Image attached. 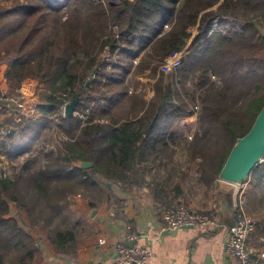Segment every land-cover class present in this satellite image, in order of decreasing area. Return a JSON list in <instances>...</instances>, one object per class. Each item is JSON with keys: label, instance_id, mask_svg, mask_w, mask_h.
Here are the masks:
<instances>
[{"label": "trees", "instance_id": "obj_1", "mask_svg": "<svg viewBox=\"0 0 264 264\" xmlns=\"http://www.w3.org/2000/svg\"><path fill=\"white\" fill-rule=\"evenodd\" d=\"M261 19L264 0H0V55H13L4 78L14 92L25 80H38L48 102L38 108L41 118L24 122L19 141L0 139V152L12 159L31 154L19 174L0 175V264H44L45 245L75 256L92 230L75 220L68 198L96 189L98 176L125 192L147 187L166 208L180 206L179 184L171 187L161 172L177 171L180 154L186 163L198 162L201 181L214 185L264 106ZM184 50L171 78L156 81L154 98L131 92L138 77L156 74ZM195 83L191 93L177 89ZM77 96L79 115H61L60 123L50 118ZM196 112L190 138L174 124ZM5 118L0 112V121ZM54 128L60 147L33 156ZM84 162L93 166L83 168ZM250 176L260 189L264 163ZM256 229L261 235L253 245L264 248V223Z\"/></svg>", "mask_w": 264, "mask_h": 264}, {"label": "crops", "instance_id": "obj_2", "mask_svg": "<svg viewBox=\"0 0 264 264\" xmlns=\"http://www.w3.org/2000/svg\"><path fill=\"white\" fill-rule=\"evenodd\" d=\"M27 82L36 86L33 80ZM109 188L120 206L113 198L108 203L107 197L97 206H94L96 201L77 199V212L80 217L88 218L87 225L92 232L80 240L73 257L58 255L45 245L44 264H115V245L124 240L128 227L140 236L136 245L151 248L149 264H239L227 252L228 230L236 221L237 211L223 198L220 227L207 231L182 228L167 232L163 231L162 220L165 207L155 202L150 189L125 192L113 186Z\"/></svg>", "mask_w": 264, "mask_h": 264}, {"label": "rangeland", "instance_id": "obj_3", "mask_svg": "<svg viewBox=\"0 0 264 264\" xmlns=\"http://www.w3.org/2000/svg\"><path fill=\"white\" fill-rule=\"evenodd\" d=\"M103 4H106L107 2L112 4H119L121 0H100ZM257 26L260 28L261 32L264 35V19H261L260 21H257ZM193 35L195 36L197 33V28L192 29ZM192 40V39H191ZM191 40L189 41V44L191 43ZM188 51L184 50L180 53L175 54H181V61L183 60L184 56ZM174 54V55H175ZM106 56H109V53L105 54ZM174 55H172L170 58H172ZM13 55H7L5 52H3L0 55V80L6 81L3 77L10 61L12 60ZM168 58V59H170ZM167 59V60H168ZM162 63L157 68L156 74L152 72L151 70H148L144 75L141 77H138L137 80L139 81L138 88L134 90L132 87L131 92H136L140 95H143L144 98L147 101H150L152 98L155 97L156 91H155V83L160 78L169 79L170 76L175 73L176 70L173 72H164L162 67L167 62ZM153 74V75H152ZM215 78V77H213ZM212 78V79H213ZM34 81L36 83V86L32 84V82L27 81ZM198 82V81H197ZM8 91L10 93H16L12 90L11 86L8 84ZM175 85V84H174ZM176 87V86H174ZM180 91H183L185 93H191L196 88H198V83L195 84H189V87L183 88L181 85L177 86ZM21 95L24 96L27 100L26 101H38L47 103L46 100L42 99L43 92H45V87L42 83H40L38 80L35 79H27L23 82L22 87L20 88ZM182 95H185L181 93ZM71 103V101H66L64 104V107L62 108L61 113H59V116H52L50 117L52 120H54L56 123L61 122V115L65 117V107ZM1 112V111H0ZM6 116L5 119L0 121V127H4V129H7L6 126L11 124L14 121L15 115L13 114H3ZM75 116L79 115L78 112L75 111ZM43 116L42 114L36 115L32 120H38ZM179 123V124H178ZM178 124V127L180 131L184 132L186 136H190L192 138L194 134L197 131L198 128V113L196 112L193 116H190L187 113H184L182 117H178L175 124ZM13 127L15 128L13 139L16 141L20 140V134L23 128L25 127V123L21 122L20 124H14ZM59 130H56L54 128L50 133L46 136V138H43V141H41V144H38L35 146L34 150L31 151L33 156H38L37 153L42 152V157L44 158L46 153L52 154V152H56L57 149L61 145V140L63 139ZM6 139V136L0 134V139ZM31 155L30 153L28 155L22 156L19 159H12L9 155L5 154V152H0V175L4 178L6 177H12L16 174H19L24 167V161ZM186 161L189 160H182L181 155L176 156L175 166L177 171H173L172 174L166 172L164 169L161 170L163 175H169L170 179L169 184L172 183L171 187H174L179 184L180 190L182 191L181 195L177 198V202H180L181 205H184L188 208H190L192 211L196 213H210L214 208L221 209V203L222 200H225L226 202L233 205V198L237 191L239 193H243V196L245 197L247 201V209L246 212L248 214V217L253 222L254 225V232L252 234L251 244L254 248V251L257 253H264V248L261 247L260 249H257L254 247L253 242L256 237L260 236L261 234L257 232L256 227L258 224L262 226L264 223V181L263 185L260 187V189L255 188V177L250 176L247 181L242 182L240 184H230L221 181L219 178L217 182L214 183V185L210 186L207 183L201 181L200 173H198V162L194 163H186ZM264 163V162H263ZM262 163V164H263ZM181 165V166H180ZM151 175H154L155 172L150 173ZM100 177V176H98ZM151 177V176H150ZM99 186L94 190H80L79 194L70 196L68 198L70 202V210L72 212V215L75 217V220L77 221H83L84 223H88V218L80 217L77 212L76 205L78 204L75 202L77 199H84L90 201H96L95 206L103 203V200H106L109 203L111 198H113L114 203L116 202V198L112 196V190L109 188V184L114 187V189H121L119 185L112 184L105 180L104 178H99ZM123 191V190H122ZM231 194V202L228 201L227 195ZM223 198V199H222ZM222 199V200H221ZM118 201V200H117ZM234 207V205H233ZM166 208V207H165ZM14 215H18L17 210H13ZM44 244H47V241L45 238H43ZM105 241V240H102ZM101 241V242H102ZM106 243V241H105Z\"/></svg>", "mask_w": 264, "mask_h": 264}, {"label": "built area", "instance_id": "obj_4", "mask_svg": "<svg viewBox=\"0 0 264 264\" xmlns=\"http://www.w3.org/2000/svg\"><path fill=\"white\" fill-rule=\"evenodd\" d=\"M218 20L216 28L218 29ZM113 32H117L118 28H111ZM181 54H175L168 59L163 65L164 72H173L181 65ZM4 78V75L3 77ZM27 99L21 95L20 90L16 93L8 91L6 81L0 80V111L3 114L15 115L14 121L4 127H0V134L6 137L14 135V124H20L32 120L39 115V106L48 105L47 103L38 101H26ZM16 131V130H15ZM234 210L237 211V219L228 230L227 252L230 257L236 259L239 264H264V253H255L249 246V239L254 232V225L246 212L247 201L243 193L237 191L233 198ZM220 209L214 208L210 213H196L190 208L180 205L165 208L162 211L163 231L175 232L182 228H197L201 231H207L220 227ZM140 236L130 227L127 228L124 240L115 245V264H149L152 257L150 247L136 245ZM105 243V241H102Z\"/></svg>", "mask_w": 264, "mask_h": 264}, {"label": "water", "instance_id": "obj_5", "mask_svg": "<svg viewBox=\"0 0 264 264\" xmlns=\"http://www.w3.org/2000/svg\"><path fill=\"white\" fill-rule=\"evenodd\" d=\"M94 74V73H93ZM89 86V83L87 84ZM80 96L65 107V118L74 115ZM264 162V106L258 114L250 131L239 138L231 150L220 173L219 179L233 185L248 180L255 167ZM93 163H82L83 168H90ZM111 185L109 184V187ZM237 219V216H236Z\"/></svg>", "mask_w": 264, "mask_h": 264}]
</instances>
